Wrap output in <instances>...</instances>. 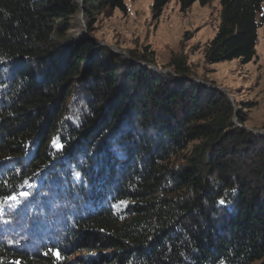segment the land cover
<instances>
[{"label": "trees", "instance_id": "obj_1", "mask_svg": "<svg viewBox=\"0 0 264 264\" xmlns=\"http://www.w3.org/2000/svg\"><path fill=\"white\" fill-rule=\"evenodd\" d=\"M166 2L153 1L155 16ZM219 2L204 58L247 63L264 0ZM105 7L126 11L124 0H0V210L38 215L0 228V264L259 259L264 134L243 128L221 90L138 61L115 66L94 39L67 35L70 16L82 11L90 32Z\"/></svg>", "mask_w": 264, "mask_h": 264}, {"label": "rangeland", "instance_id": "obj_2", "mask_svg": "<svg viewBox=\"0 0 264 264\" xmlns=\"http://www.w3.org/2000/svg\"><path fill=\"white\" fill-rule=\"evenodd\" d=\"M76 1L80 6L79 0ZM153 1L124 0L125 12L116 8L109 10L108 7L98 9L91 13L90 32L79 10L69 18L67 35L77 37L86 33L101 43L115 66L125 60L138 61L148 67L156 66L154 70L162 73L180 71L177 77L183 76L208 88L221 90L244 116L243 128L247 127V131L254 134H264V26L258 28L255 55L249 62L234 59L210 64L204 58V51L221 23L219 0H209L205 5L194 2L185 8L180 7L178 0H167L157 16ZM263 10L264 3L261 5ZM257 15L258 18L260 13ZM116 49L119 53L113 51ZM16 199L3 206L15 209ZM28 212L29 209L21 213L7 210L4 214L1 207L0 214H4L8 222L1 224L0 228H8L13 221L23 223L22 218L36 221L38 215L35 211L32 215ZM43 227L47 228L46 232L50 228L47 224ZM81 254L76 251L68 259L74 261ZM261 263H264V251L250 264Z\"/></svg>", "mask_w": 264, "mask_h": 264}, {"label": "water", "instance_id": "obj_3", "mask_svg": "<svg viewBox=\"0 0 264 264\" xmlns=\"http://www.w3.org/2000/svg\"><path fill=\"white\" fill-rule=\"evenodd\" d=\"M80 1V4H81V0H79ZM85 30L86 29H84V33H85ZM85 35L88 37V38H90L91 40H93V38L92 37H90L89 35H87L86 33H85ZM97 44H100L101 45V43H99V42H96ZM111 49H112V47H111ZM116 51L117 52H119V50L118 49H116ZM128 59H129V57H127ZM141 64V63H140ZM142 66H144V67H147V68H149V69H151V70H154V69H156L157 67L156 66H151V67H148V66H146V65H143V64H141ZM160 72H162V71H160ZM167 72V71H166ZM232 101V100H231ZM244 129L245 130H249L247 127H244Z\"/></svg>", "mask_w": 264, "mask_h": 264}, {"label": "bare ground", "instance_id": "obj_4", "mask_svg": "<svg viewBox=\"0 0 264 264\" xmlns=\"http://www.w3.org/2000/svg\"><path fill=\"white\" fill-rule=\"evenodd\" d=\"M80 2V1H79ZM115 53H119V52H117L116 50H113Z\"/></svg>", "mask_w": 264, "mask_h": 264}, {"label": "snow or ice", "instance_id": "obj_5", "mask_svg": "<svg viewBox=\"0 0 264 264\" xmlns=\"http://www.w3.org/2000/svg\"><path fill=\"white\" fill-rule=\"evenodd\" d=\"M23 195H27V193H23Z\"/></svg>", "mask_w": 264, "mask_h": 264}]
</instances>
